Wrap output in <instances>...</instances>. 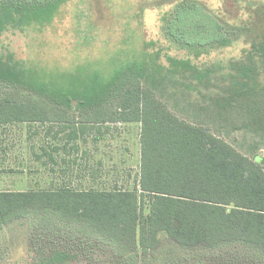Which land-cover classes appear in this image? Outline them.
I'll return each mask as SVG.
<instances>
[{
	"label": "rangeland",
	"instance_id": "374dc122",
	"mask_svg": "<svg viewBox=\"0 0 264 264\" xmlns=\"http://www.w3.org/2000/svg\"><path fill=\"white\" fill-rule=\"evenodd\" d=\"M185 1L209 9L229 39L196 47L169 36L167 21ZM0 57L23 63L30 77L23 81L3 71L0 90L53 97L77 127L83 105H93L118 76L135 72L177 116L264 168V0H66L49 21L8 24L0 35ZM97 127L73 142L79 143L74 152L55 153L58 162L50 161L46 173L40 158L44 135H60L63 144L51 143L64 146L70 129L57 134L59 124H0V135H28L32 143L26 156H17L18 178L10 188L135 189L141 123ZM0 264H264V256L239 242L190 249L164 236L154 252L128 249L84 223L32 210L2 226Z\"/></svg>",
	"mask_w": 264,
	"mask_h": 264
},
{
	"label": "trees",
	"instance_id": "16d2710c",
	"mask_svg": "<svg viewBox=\"0 0 264 264\" xmlns=\"http://www.w3.org/2000/svg\"><path fill=\"white\" fill-rule=\"evenodd\" d=\"M65 1L0 0V35L10 23L49 21ZM226 30L219 18L194 1L178 5L167 21V34L189 46L224 44L229 39ZM3 71L23 81L30 78L23 63L14 65L0 57ZM117 78L93 105H83L78 127L75 117L53 97L40 91L0 90V124H59L57 134L70 129L71 138L89 128L101 130L97 126L107 122L141 123L140 178L135 189H74L65 184L2 190L0 230L32 210H48L84 223L128 249L154 252L164 236L190 249L239 242L264 256V168L260 162L207 128L177 116L135 72Z\"/></svg>",
	"mask_w": 264,
	"mask_h": 264
},
{
	"label": "crops",
	"instance_id": "0c3cea01",
	"mask_svg": "<svg viewBox=\"0 0 264 264\" xmlns=\"http://www.w3.org/2000/svg\"><path fill=\"white\" fill-rule=\"evenodd\" d=\"M59 136L60 135H44L45 142L40 146L41 165L46 167L44 170L46 173L48 170L47 167L49 168L50 161L58 162L55 153L58 154L59 151H65L67 149L69 150V153L70 150H73L74 152V149H76L75 147H79V143L73 142H78L79 139L83 137L85 138V135H73L71 138L70 135H66L68 138L66 142L68 143H64V146L57 144L58 146L54 147L51 142H59V144H63L61 141L63 137L60 138ZM31 147V138L28 135H0V191H11L12 189L10 187H16L18 178L17 175L19 172L17 168V156H26L27 150H30ZM52 150L54 152H52ZM54 170L55 168L53 167L51 169V173ZM52 186L54 185L51 184L50 187Z\"/></svg>",
	"mask_w": 264,
	"mask_h": 264
}]
</instances>
